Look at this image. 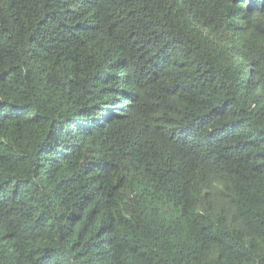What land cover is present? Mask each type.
Returning <instances> with one entry per match:
<instances>
[{
    "label": "trees",
    "instance_id": "trees-1",
    "mask_svg": "<svg viewBox=\"0 0 264 264\" xmlns=\"http://www.w3.org/2000/svg\"><path fill=\"white\" fill-rule=\"evenodd\" d=\"M0 264H264V0H0Z\"/></svg>",
    "mask_w": 264,
    "mask_h": 264
}]
</instances>
